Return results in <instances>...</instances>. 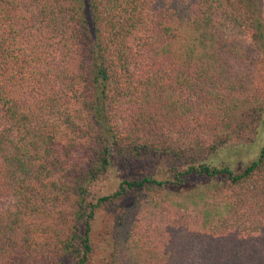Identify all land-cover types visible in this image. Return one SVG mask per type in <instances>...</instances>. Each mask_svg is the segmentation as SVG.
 <instances>
[{
    "label": "trees",
    "instance_id": "trees-1",
    "mask_svg": "<svg viewBox=\"0 0 264 264\" xmlns=\"http://www.w3.org/2000/svg\"><path fill=\"white\" fill-rule=\"evenodd\" d=\"M263 113L259 0H0V264H264Z\"/></svg>",
    "mask_w": 264,
    "mask_h": 264
},
{
    "label": "rangeland",
    "instance_id": "rangeland-1",
    "mask_svg": "<svg viewBox=\"0 0 264 264\" xmlns=\"http://www.w3.org/2000/svg\"><path fill=\"white\" fill-rule=\"evenodd\" d=\"M260 1V13L264 22V0ZM249 42V40H248ZM264 144V113L262 116V121L259 127V133L256 137L253 145L244 150H235L231 153L230 158L234 165L241 163H246L253 159L258 151V149ZM113 209L100 210L94 220V232L95 235L101 241V244H109V234L112 228V215Z\"/></svg>",
    "mask_w": 264,
    "mask_h": 264
}]
</instances>
